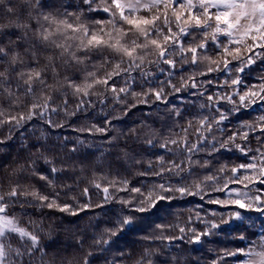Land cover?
Instances as JSON below:
<instances>
[{
  "label": "snow or ice",
  "instance_id": "1",
  "mask_svg": "<svg viewBox=\"0 0 264 264\" xmlns=\"http://www.w3.org/2000/svg\"><path fill=\"white\" fill-rule=\"evenodd\" d=\"M0 5L5 6L6 13L9 14L7 23H0V126L10 125L9 135L0 139V144L11 140L13 130L22 129L37 116L43 119L46 113L57 112L60 108H63L67 116H74L91 106L92 96L103 97L100 99L103 104L107 97L99 91L100 88L104 92L110 91L116 102H122L121 94L129 93L135 82L132 74L139 72L143 79L149 80L153 76V65L161 74L167 75L166 84L173 93L201 88L204 82L198 83L196 77L213 72L226 75L227 78L218 87L231 91H217L207 95L208 103H202L200 107H207L210 112L214 109L217 115H201L196 118L195 125L190 119L186 126H180V132L170 131L168 135H164L162 131L144 125L140 129H129L127 134L121 133L124 137L123 146L113 144L120 137H112L109 144L119 149L118 156L125 160L135 158L134 147L129 146V141L133 145L140 142L150 148L158 146L166 154L172 155V159L156 155L155 160H149L147 168L139 175L162 177L169 173L182 179V174L190 175L196 166L207 168L209 161L201 163L193 158L196 153L204 150L202 146L207 145H211L209 155L234 147L247 156L251 149H246L236 141H247L249 135L256 131L261 133L257 140L264 144V116L258 117L261 122L258 125L242 122L238 130L231 131L226 138L217 139L212 135L214 131L223 133L225 121L234 113L264 102V76L259 77V84L244 85V90L240 89L243 84L241 74L257 59L264 57V0H99V3L97 0H80L73 11L68 10L71 5L55 6L45 0H18L16 5H10L8 0H0ZM86 11H102L107 14L108 19H96L90 24L86 19ZM13 35L15 39L12 38ZM189 36L193 39L186 43ZM210 44L216 49L215 55L205 54ZM178 64H203L205 70L193 72L187 77L181 76L177 85L172 82V77ZM121 76L127 77V80L124 87L118 88L115 78ZM207 84H213V80H208ZM205 91L194 94L203 96ZM60 95L64 97L62 104L53 106ZM69 95L77 100L72 111L68 110ZM131 95H152L157 101L168 102L165 82H161L156 88L150 86L147 92L132 91ZM225 103L232 107L224 109ZM172 111L176 117L181 116L179 108L173 106ZM46 122L50 127L63 126L54 124L51 119ZM106 123L110 124L111 121ZM93 130L102 134L108 132L107 127H97L95 124L88 129L89 132ZM190 130L195 134V142L189 139ZM210 135L211 140L208 138ZM41 139H46L43 132L36 144L21 145L22 149H28L27 158L23 163L17 161L16 166L11 169L6 190L0 184V264H74L73 260L65 261L63 258L58 261L56 254L49 256V245L42 243L38 232L21 226L18 217L8 214L11 205L20 204L23 207L33 202H38L40 207L56 208L71 215L78 214L71 205L57 203L58 194L50 197L38 191L33 184L22 182L29 177H38L54 187L55 174L65 171L56 166L55 157L48 155L49 148L39 143ZM71 151H76V148ZM256 151L260 153L259 157L253 155L251 162L231 167L232 176L222 188L217 187L216 191L228 189L229 183L246 181L245 188L257 182L264 185V151ZM178 157L183 159L177 162ZM41 160L45 165L51 166V175L40 171L37 165ZM135 163L140 164L141 161L137 159ZM226 168V165H222L218 171L223 173ZM240 170L251 174L238 175ZM216 181L217 176L205 175L202 181L198 180L192 186L199 190L205 182ZM110 183L114 186L117 182ZM120 183L124 187L118 190H124L129 182L123 180ZM95 187L99 189L101 185L96 183ZM155 187L158 191H149L135 211L146 212L155 207L158 201L173 198L164 193L175 192L181 196L193 194L186 185L173 187L160 183ZM102 191L106 202L112 198L108 187H103ZM131 191L140 193L141 189L132 188ZM229 192L235 194L234 199H217L211 203L225 206L231 204L238 209H254L264 215V190L257 189L260 194L254 197L237 189H229ZM84 194H88L87 188L84 189ZM90 206L81 205L80 210ZM240 218L239 211L230 213V219ZM131 223L130 216L118 220V227L106 228L99 237L94 238L90 247L109 245L111 238L116 237ZM221 223L227 224L229 220L222 219ZM219 227V224H211V229ZM35 228L43 231L40 225H35ZM157 228L163 231L165 226L157 225ZM211 229L196 232L194 228L186 230L181 227V236L160 238L182 240L187 231L194 233L190 242L199 243L202 236L211 234ZM76 244L83 248L84 240L78 238ZM258 247L259 250L251 247L225 254L234 256L241 253L247 256L244 264H264V234L260 237ZM154 255L155 252L146 250L136 264H145V260ZM92 256L93 252L87 251L82 264H91ZM76 264L80 262L76 261ZM147 264H153V261L147 259Z\"/></svg>",
  "mask_w": 264,
  "mask_h": 264
},
{
  "label": "trees",
  "instance_id": "2",
  "mask_svg": "<svg viewBox=\"0 0 264 264\" xmlns=\"http://www.w3.org/2000/svg\"><path fill=\"white\" fill-rule=\"evenodd\" d=\"M10 5H16L18 0H8ZM51 5H71L68 10H76L80 0H45ZM99 3V0H97ZM86 9V6H84ZM63 11V8H60ZM88 23L96 19H108L106 13L87 12L85 13ZM9 14L6 13L5 6L0 5V23H7ZM195 35V33H194ZM15 39V35L12 37ZM6 39V38H5ZM189 36L187 42L192 41ZM221 39H224L223 37ZM261 51L260 49H256ZM216 49L210 44L207 55H215ZM161 67L167 68L165 65ZM205 65H177L172 82L179 84L180 77H187L193 72L204 71ZM153 76L145 80L139 72H134V83L129 93L121 94L122 102L118 103L113 99V94L104 92L103 88L99 91L104 93L106 100L103 104L100 99L103 97L92 96L91 106L82 109L74 116H67L60 108L57 112L46 113L44 118L39 116L29 121L22 129L13 130L12 139L0 144V184H3L5 190L8 186V175L17 161L23 163L28 156V149H22L23 143L36 144L37 138L43 132L46 139H41L39 143L45 144L49 148L48 155L54 156L56 166L64 168L65 171L55 174V186H49L45 181L38 177H29L24 183H31L43 194L50 197L58 194L57 203L69 204L77 211V215H71L69 212H61L56 208L49 209L46 206L40 207L38 202L21 207L20 204L11 205L8 208V214L19 218L21 226L35 229L42 238V243L48 244L49 256L57 255L60 258L73 260L74 264L79 261L82 264L83 256L87 251H92L90 257L91 264H136L142 254L147 251H153L156 255L149 257L153 264H244L247 256L237 253L234 256L226 255L227 252H236L237 249H249L256 247L259 250V241L264 234V215L253 210L238 209L235 205H220L211 203L213 200H230L235 198V194H230L229 189H237L241 192H248L250 196L260 194L257 189L264 190V185L258 182L251 184L248 188L243 183H229L228 189L216 191L217 187H223L226 180L232 176L231 167L251 162L253 155L259 157L257 149L264 151V144L257 140L261 136L259 131L251 133L247 141L237 140L246 149H251L245 156L234 147L231 150L221 149L211 155V145L202 146L204 148L200 153L194 155V159L209 161L207 168L196 166L192 173L182 174L183 178L174 174L165 173L162 177L151 174L141 176L138 173L147 168L149 160H155L156 155H165L166 159H172L171 154H166L163 150L150 148L145 144L138 142L133 145L129 141V146L134 147V159H122L118 156L119 149L109 144L112 137H120L118 141L121 146L124 144V137L121 133L127 134L129 129H140L144 125L162 131L168 135L170 131L180 132V126H186L188 120H193L195 125L196 118L201 115H217L215 110L209 111L207 107L201 108L200 105L207 104V95L217 91L226 92L231 89L220 88L227 78L218 72H213L205 76H197V82H204L199 89H187L180 93H173L170 87H167L168 79L166 74H161L157 68L151 66ZM243 84L240 86L244 90V85L259 84L260 76H264V57L256 62L241 74ZM127 77L121 76L115 78L116 87H124ZM213 80V84L208 85L207 81ZM151 81V83H149ZM161 82H165V92L167 103L155 100L154 96L133 97L132 91L147 92L149 87H159ZM206 90L205 95L200 96L199 91ZM64 97L62 95L55 99L53 106L62 104ZM68 110L75 108L77 100L71 95L68 96ZM147 101L143 103L141 101ZM132 105H135L134 107ZM173 106L181 110V116L176 117ZM232 105L223 104L224 109H230ZM264 116V102L252 105L250 108L241 109L234 113L225 121L224 132L214 131L212 135L217 139L226 138L231 131L238 130V126L247 121L258 125V117ZM51 119L56 125L62 127H50L47 120ZM106 121H111L110 124ZM95 124L97 127H107V133H97L88 129ZM10 125L0 126V139L9 135ZM80 129H85L80 131ZM247 130V129H245ZM212 135L208 138L211 140ZM26 138V139H24ZM189 139L196 141L195 134L190 130ZM83 141V143H80ZM76 148V151L71 149ZM219 148V144H217ZM34 151V149H33ZM140 160L136 164L135 160ZM183 159L178 157L177 162ZM222 165H226L225 172L218 170ZM38 168L45 175H51L50 165H45L41 160ZM250 175L251 172L240 170L238 175ZM205 175L217 176L216 182H205L198 190L192 185L198 180H203ZM127 180L129 183L124 190L123 184ZM116 181L113 186L110 182ZM99 183L101 188H96ZM160 183L171 185L189 186L192 195L181 196L179 193L168 192L165 196L173 197L171 200H161L156 206L146 212H138L135 209L141 206V201L147 196L149 191L154 189ZM103 187L109 188L111 199L105 201ZM88 189V194H84V189ZM132 188H140V193L132 192ZM123 201H129L125 204ZM90 204L89 208L80 210L81 205ZM101 205V206H97ZM255 207V206H254ZM264 207V206H262ZM239 211L240 219H230V213ZM215 213V214H213ZM125 216L132 218V223L125 226L116 237L111 238L107 246H92L94 238L99 237L106 228L118 227L117 221ZM229 220V223L223 224L221 220ZM30 221L34 223H30ZM219 224L220 227L211 229V224ZM35 225H40L43 231L36 229ZM157 225H164L162 231ZM183 227L196 229V232H203L211 229V234L202 236L199 243H191L190 240L194 233L185 232L184 239H173L171 241L161 239L164 237H179L182 234L179 229ZM50 233V235H49ZM244 237V239H241ZM84 240L83 248L76 244V240ZM107 238V237H106ZM106 249V250H104ZM147 259L145 264H147Z\"/></svg>",
  "mask_w": 264,
  "mask_h": 264
}]
</instances>
